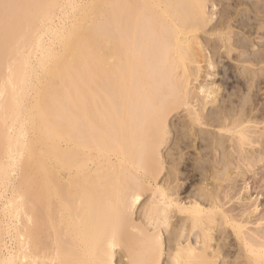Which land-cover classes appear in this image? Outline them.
<instances>
[{
	"label": "bare ground",
	"instance_id": "1",
	"mask_svg": "<svg viewBox=\"0 0 264 264\" xmlns=\"http://www.w3.org/2000/svg\"><path fill=\"white\" fill-rule=\"evenodd\" d=\"M254 2L0 0V264H161L165 232L170 264H264V217L226 208L225 186L264 130H252L254 100L228 110L211 81L219 63L233 77L235 52L246 58L235 24L264 20ZM254 66L243 76L264 73ZM173 123L177 149L203 138L217 157L196 158L207 205L181 197L183 155L160 185ZM191 235L201 246L184 244Z\"/></svg>",
	"mask_w": 264,
	"mask_h": 264
},
{
	"label": "rangeland",
	"instance_id": "2",
	"mask_svg": "<svg viewBox=\"0 0 264 264\" xmlns=\"http://www.w3.org/2000/svg\"><path fill=\"white\" fill-rule=\"evenodd\" d=\"M259 2L261 1L258 0L257 4H259ZM263 2H261L259 5L262 6L264 4ZM257 4H253V6ZM247 6L250 8V6L252 5L251 3H248ZM220 7L221 6H219V8ZM260 7L256 9L259 10ZM247 15L246 16L244 15L243 17H239L240 19V20L238 19L239 22L235 24L237 26L236 29L244 32L246 36L250 39V42H247L248 48L245 50L246 54L244 56L246 58L237 57L238 52H235L236 56L234 57V59L224 60V62L231 63L233 68H230L229 73H232L233 77L237 76V78H233L232 76L230 78L229 76H227L225 74V71L226 69H228V66L224 67L225 65L224 63H223L224 65L219 63L218 68L216 65V69L214 70V74L215 73L216 74L213 75V77H211V81H215L216 89L219 88L218 92L222 93L223 95L222 99L229 102L228 110L232 108V107L230 108V106H233L234 108H236L239 114H242L245 107L247 109L250 105H252L254 100L255 108H254V112L251 115L252 116L255 115L256 117L252 119L253 120L252 125L254 126L252 130L255 132H259V131L261 132L264 130V110H263L264 108V75L263 74L264 73L259 77L251 76L249 78H246L243 76V66L247 64L249 65L251 64V62H253L256 64V66H254L253 68L255 69L264 68V62L258 63L257 61H255V58L259 56L261 50L264 49V28L262 30H258V28L261 26V23L264 24V20H259V21L256 20L254 17L255 16L254 12L250 16ZM243 21L246 22L247 25L246 28L241 29L240 26L243 23ZM251 41H253L255 47L251 45ZM208 80H210V78ZM227 80L229 81L230 86L226 84ZM198 83L199 82H197L196 84ZM259 109H262L263 111L261 110L260 112H258ZM179 112H176V114H174L175 117L172 118L173 122H175L176 125L178 124L177 127L173 123L172 125L175 126V127L172 126L173 129L176 127L179 128L180 125H182L183 123L182 120L185 121L188 117L187 115L188 112L185 109L184 111L180 110ZM186 121H189V118ZM199 128L202 129L203 127L202 128L199 127ZM215 128L217 127H213L210 129L215 130ZM174 131H173L174 133H172L171 135V138H169L167 145H165L163 148L164 149L163 153L165 154L164 156L168 162L166 163V170L164 171V173L162 174L159 180L160 185L164 184V182L166 181L168 172H170L174 162L178 163L181 160L180 159L181 155H183V158L186 160V162L184 161L183 164L180 165V175H181L180 184L183 186L181 190V197L183 198L184 201L197 200L202 205L203 204L207 205V202L203 199V196L201 195V190L203 188V183L205 181L208 168L204 170L203 161L198 162V160L196 161V158L198 159L201 153H202L201 154L202 159L204 153V160L206 162L209 159L215 160L217 159V157L211 152H209L206 143L203 142V138L194 141L196 143L194 144L196 145L197 148L190 147L187 149L185 148L177 149V145H176L177 134L175 129ZM201 137H203V135ZM205 137L208 138L209 136L207 135ZM193 140H195V137H193ZM220 156H218V158ZM169 157L170 159H168ZM195 161L198 162L199 164H197ZM232 170L233 172L239 171V173L234 174L232 179L225 183V186H229V188L232 190L231 191L230 189H228L230 190L229 193L232 196H234L233 201L230 204H228L226 208H230V207L235 208L236 209L235 214H237L241 209H246L248 207H252V209H254L255 207H257L258 211L256 213V218L264 217V135L262 139V144L254 147L253 157L249 161L240 159L238 155L234 157ZM241 171H243V174H240ZM147 196L149 195H146V197L142 199L140 205L138 204L139 206H137L135 210L134 218L137 223L146 222V219L144 218L145 215L143 208L145 206L144 204H146V202L148 201L149 197ZM239 197L240 199H238ZM169 238L170 236L165 232L166 250L161 264L171 263L170 262L171 243ZM8 239L9 237H7V241ZM197 241H198L197 236L191 235L189 240L184 241V244L187 245L188 243H191L193 246L196 245L201 246L200 244L198 245ZM10 243H9V247L12 246V244L10 245ZM172 245H175V243ZM176 246L177 245H175L174 247ZM235 249L236 248H234V250L232 249L234 256L232 257L231 255H229V257H226V260L233 261L235 259L237 255V254L235 255L234 253L236 251ZM119 260L120 257L116 256L114 264H119L121 262V260L120 261Z\"/></svg>",
	"mask_w": 264,
	"mask_h": 264
}]
</instances>
